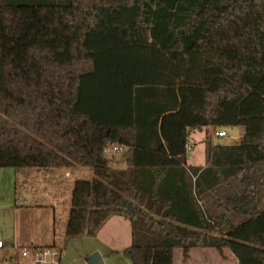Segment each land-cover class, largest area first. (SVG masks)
Wrapping results in <instances>:
<instances>
[{"label": "trees", "instance_id": "obj_1", "mask_svg": "<svg viewBox=\"0 0 264 264\" xmlns=\"http://www.w3.org/2000/svg\"><path fill=\"white\" fill-rule=\"evenodd\" d=\"M209 127L245 141L188 166ZM76 167L62 252L120 217L131 264H264V0H0V168Z\"/></svg>", "mask_w": 264, "mask_h": 264}, {"label": "rangeland", "instance_id": "obj_2", "mask_svg": "<svg viewBox=\"0 0 264 264\" xmlns=\"http://www.w3.org/2000/svg\"><path fill=\"white\" fill-rule=\"evenodd\" d=\"M223 131L227 136L213 137L214 144L231 145L233 138L245 134L243 127L225 128ZM204 139L205 133L195 131L192 134L190 144L193 149L188 156L189 166H205ZM241 142L242 139L237 143ZM126 150L122 148L117 154L114 148L106 151L105 157L114 170L126 169ZM93 179L92 170L81 167L54 170V174L50 175L34 169L16 171L0 168V239L15 249L33 245L53 246L55 229L61 234L67 221L73 183ZM261 192L264 196V188ZM60 242L62 264H89L90 257L95 254L100 255L104 264H131L124 252L133 244L132 227L120 217L110 220L96 237L86 236L65 242L60 239ZM13 249L7 253L0 252V256L5 258L13 254ZM190 259L195 264H238L229 251H225L224 257H221L213 250H193ZM182 261V251L176 250V264Z\"/></svg>", "mask_w": 264, "mask_h": 264}, {"label": "built area", "instance_id": "obj_3", "mask_svg": "<svg viewBox=\"0 0 264 264\" xmlns=\"http://www.w3.org/2000/svg\"><path fill=\"white\" fill-rule=\"evenodd\" d=\"M227 134L225 131H216L213 137L224 138ZM212 138L210 137V140ZM187 152L192 151V147L187 146ZM114 152L118 153L119 149L114 148ZM7 244L0 239V252H9ZM14 253L8 256H0V264H61L62 251L59 246L52 247H23L13 249Z\"/></svg>", "mask_w": 264, "mask_h": 264}, {"label": "crops", "instance_id": "obj_4", "mask_svg": "<svg viewBox=\"0 0 264 264\" xmlns=\"http://www.w3.org/2000/svg\"><path fill=\"white\" fill-rule=\"evenodd\" d=\"M217 130L216 129H214V128H212V127H209V128H206V129H204L203 131H201L202 133H205V139L207 140V141H212L213 142V135H214V133L216 132ZM195 132H193L192 134H194ZM192 134H191V136H192ZM243 133H241V135H240V137H235V138H233L232 140H233V142L234 143H237L240 139H242L243 140V142L245 141V134H243ZM210 137L212 138L211 140H210ZM191 138V137H190ZM205 139H204V142L206 143V141H205ZM214 143V142H213ZM190 146L192 147V145L190 144ZM206 147V146H205ZM192 149H193V147H192ZM115 154H117V153H115ZM188 166H189V164H188ZM44 172H46V174L47 175H50V174H54V171H44ZM113 219V218H112ZM112 219H110V220H112ZM109 220V221H110ZM108 221V222H109ZM108 222L106 223V225L108 224ZM105 225V226H106ZM104 226V227H105ZM103 227V228H104ZM102 228V229H103ZM55 241H56V239L54 240V243H55ZM54 243H53V246H54ZM9 248H10V246L9 245H7ZM34 246V245H33ZM35 247H49V246H35ZM52 247V246H51ZM12 248H14L15 249V247H12ZM63 253V252H62ZM190 257H191V254H190ZM61 264H62V258H61ZM175 264H176V262H175ZM178 264V263H177ZM181 264H195L193 261H192V259H189L188 261H182V263Z\"/></svg>", "mask_w": 264, "mask_h": 264}, {"label": "water", "instance_id": "obj_5", "mask_svg": "<svg viewBox=\"0 0 264 264\" xmlns=\"http://www.w3.org/2000/svg\"><path fill=\"white\" fill-rule=\"evenodd\" d=\"M89 264H104L103 259L100 257L99 254H95L90 257Z\"/></svg>", "mask_w": 264, "mask_h": 264}]
</instances>
